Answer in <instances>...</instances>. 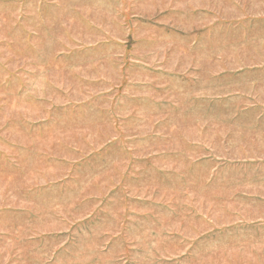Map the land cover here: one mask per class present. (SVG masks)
I'll return each mask as SVG.
<instances>
[{
    "label": "rangeland",
    "instance_id": "374dc122",
    "mask_svg": "<svg viewBox=\"0 0 264 264\" xmlns=\"http://www.w3.org/2000/svg\"><path fill=\"white\" fill-rule=\"evenodd\" d=\"M0 264H264V0H0Z\"/></svg>",
    "mask_w": 264,
    "mask_h": 264
}]
</instances>
